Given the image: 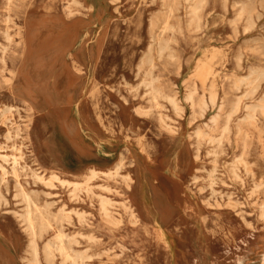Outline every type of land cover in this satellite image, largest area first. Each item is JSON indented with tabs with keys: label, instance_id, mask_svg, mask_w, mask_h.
<instances>
[{
	"label": "rangeland",
	"instance_id": "obj_1",
	"mask_svg": "<svg viewBox=\"0 0 264 264\" xmlns=\"http://www.w3.org/2000/svg\"><path fill=\"white\" fill-rule=\"evenodd\" d=\"M263 6L0 0V112L12 108L5 122L13 135L6 140L0 123V154L17 156V177L9 162L0 172V264H29L26 211L40 264H70L55 248L58 234L83 264H264ZM147 55L155 67L136 74ZM151 77L175 97L180 115L165 98L156 106L147 98L141 81ZM119 158L129 182L101 179L92 187L112 201L115 222L98 214L95 196L73 200L32 177L53 171L81 181Z\"/></svg>",
	"mask_w": 264,
	"mask_h": 264
},
{
	"label": "bare ground",
	"instance_id": "obj_2",
	"mask_svg": "<svg viewBox=\"0 0 264 264\" xmlns=\"http://www.w3.org/2000/svg\"><path fill=\"white\" fill-rule=\"evenodd\" d=\"M259 3H261V2H259ZM193 12H195V10ZM255 14L257 15V13H255ZM165 29H166V27H163L161 29V32H163V30H165ZM3 35L6 37V39H9L10 36L7 33V28H5V30L3 32ZM117 59H119V56H117ZM114 60L112 59L111 61L114 62ZM132 62H133V57H131L129 59V61L124 62L125 68H131V65H133ZM144 64L149 66L148 74L155 67L152 56L147 55V57L142 58L137 63L136 74L143 68ZM7 81H8V79H7ZM141 82L143 84V87L145 88L144 94L147 96V98L152 103H154V106L158 105V102H157L158 98H163V99L165 98L167 103L170 105L171 110L177 115L181 114L182 108L178 105L175 97L167 95V94H164V95L161 94L160 89L154 85L155 78L151 77L150 79H147V81L142 80ZM192 94H193L192 91H190L185 96L186 100L191 103V106H193L192 105L193 104V102H192V98H193ZM214 100H215V97L211 96L210 97L211 105L214 104ZM199 106H200V113L203 114L202 112H203V110L205 109V106H206V104L204 103L203 100L200 102ZM259 107L263 108V106H259ZM11 109H12L11 107H7V108H4V109H1L0 117H4V119L0 120V123H2L5 126H6V122L5 121L8 120V118L5 116V114L6 113H11V111H12ZM135 112H139V109H135ZM247 117L251 118L252 115L251 114H247ZM215 118H216V116H214L211 119V121L214 122ZM158 120H159V122H160V124L162 125L163 128H168V125L164 121V119L161 116V114H159ZM9 128H11V127L6 126V130L4 131V137H5L6 140L13 141V135L10 133ZM17 130L18 129L16 128L15 129V133H14L15 134L14 137L18 136ZM13 145H14L13 143H11V145H10L12 147V149L14 151H18L19 152V149L18 150L16 148L14 149ZM121 160L122 159L119 158V160L117 161L115 166H113L112 169L98 171V170L90 168L88 170V172L84 175V177L82 178L81 181H72V180H69V179L68 180L63 179V178H61L58 174H56L53 171L51 173H49L48 175L47 174H41V173H37V172L34 173L33 172L32 173V177H33V179L35 181L45 185L48 188L59 186V187L67 189L68 198H71L73 200L77 199L78 193H80V192L83 195H86L87 197L95 196L97 198V202H98V207H97L98 214H100L101 217H104L109 222H115L114 216L112 215V213L110 211V207L112 206V201L108 197H106L104 195L95 194L93 192V190H92V187H93V183L96 180H101V179H112L113 180V179H116L117 177H122V178H124V180H127V182H129V178H127L124 174L120 173V171H121V169L123 167V164H122ZM8 162H9V164H11V170H12L13 175L15 177H17L16 176L17 156H16V154H13V153H11V154H7V153L0 154V172H1V175L6 173V168L3 166V164L4 163L7 164ZM127 185H128V183H127ZM17 186L19 187L20 193L26 199V193L21 188L20 183H17ZM99 187H100V189H102L104 191H109L110 190L107 186L102 185V184L99 185ZM123 207H124V209H127L129 211L128 212L129 215L135 221L136 216H134V213H132V211H130V207H128L127 205H123ZM263 208L264 207H261V209H262L261 210V215L264 217V209ZM61 211H64V210L61 209ZM74 213L77 214L79 219H84V214L83 213H79V212H76V211H74ZM23 220L26 222V228H27V231L29 232L28 233L29 242H28L27 247L29 248L30 259H29L28 262H29V264H40L39 263V257H38V248L36 247V242H35V237L37 235V232L35 231V222H34L33 217L30 215L29 211L25 212V214L23 215ZM45 224H46V222L41 217V221L39 222V226H40L39 228L44 227ZM57 238L59 240H58V244H56L55 248H56V250H58L59 254L65 260L70 261V264H83L81 262L78 263L77 261H78V259L81 261L84 258V256L81 253H78V252H74L72 254L66 252V249L62 245L61 234H58ZM43 248H44L43 249L44 258L46 260L47 259H51L53 257L52 256V248H51V246L46 244Z\"/></svg>",
	"mask_w": 264,
	"mask_h": 264
}]
</instances>
